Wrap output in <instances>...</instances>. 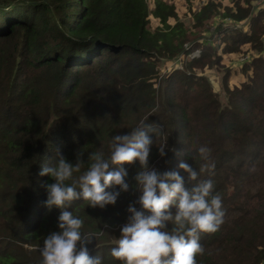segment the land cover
<instances>
[{
	"label": "trees",
	"instance_id": "16d2710c",
	"mask_svg": "<svg viewBox=\"0 0 264 264\" xmlns=\"http://www.w3.org/2000/svg\"><path fill=\"white\" fill-rule=\"evenodd\" d=\"M256 1L235 0L223 15L242 19ZM214 4L191 6L195 21L186 25L176 0H0V264H41L39 248L60 231L62 211L79 217L81 232L93 236L90 256L121 264L110 250L128 223L129 205L141 207L139 162L110 164L107 171H127L129 188H106L120 194L104 208L82 197L47 208L46 185L55 181L40 172L61 156L73 165L79 160L71 184L92 153L107 157L112 137L141 122L152 139L149 170L177 171L188 190L211 179L222 198L223 223L216 233L201 234L197 264H264V57L247 65V81L224 87L225 101L204 74L160 70L195 47L199 55L186 66L218 61L211 45L190 37ZM262 13L251 16L248 30L233 28L228 44L260 43ZM201 146L210 149L206 158ZM182 161L199 173L196 181L178 167ZM205 166L214 167L201 171ZM169 211L174 215L175 206ZM173 227L169 221L164 230Z\"/></svg>",
	"mask_w": 264,
	"mask_h": 264
},
{
	"label": "clouds",
	"instance_id": "9594fccd",
	"mask_svg": "<svg viewBox=\"0 0 264 264\" xmlns=\"http://www.w3.org/2000/svg\"><path fill=\"white\" fill-rule=\"evenodd\" d=\"M145 127L147 125L141 122L127 134L112 137L110 155L92 153L87 170L71 184L66 181L80 171L82 162L79 160L73 165L61 156L54 165L43 167L40 175H49L55 181L46 185L45 205L49 209L53 206L64 208L81 197L92 207L114 204L120 193L105 189L118 185L121 191H127V171L122 167L118 171L107 169L110 164L138 161L141 170L135 180L142 193L138 200L141 207L137 210L129 205L128 223L120 229L121 235L110 255L121 264H197L196 257L204 252L199 242L201 234H214L223 223L222 198L213 194L211 179L196 183L188 190L184 187V177L177 171L149 170L152 139L144 131ZM197 151L206 158L210 149L201 146ZM159 152L165 155L163 147ZM178 167L187 173L190 181L197 180L199 173L191 165L182 161ZM206 167L210 170L214 166L202 167L201 171ZM170 206H175L174 215L169 211ZM169 221L175 227L166 231ZM82 227L79 217L71 211H62L58 217L60 231L47 235L39 248L41 264H103L100 256L89 255L86 245L93 236L84 235Z\"/></svg>",
	"mask_w": 264,
	"mask_h": 264
},
{
	"label": "rangeland",
	"instance_id": "374dc122",
	"mask_svg": "<svg viewBox=\"0 0 264 264\" xmlns=\"http://www.w3.org/2000/svg\"><path fill=\"white\" fill-rule=\"evenodd\" d=\"M207 0H195L193 5L189 1L180 0V3H176L178 13H182V20L185 21L186 25L192 24L195 21L190 7L197 11ZM213 1L214 7L211 14H208L200 25L192 28V33L190 37L194 36L199 38V41L206 42L211 45L213 49L217 52L218 61L202 67L201 69L196 68L193 64L186 66V63L191 62V55H195L199 51V47H195L192 54L180 53L176 57L169 58L165 61L164 68L160 65V70L162 74L170 71L172 68L187 69V71H196L198 73L204 74L210 80V86L212 91L217 93L221 101H225V86L232 87L234 84L239 83V81H247L249 75H252V69L247 65L251 63V60L257 56L264 57V0H257L250 13L242 19H234L230 16H224L223 13L226 9L230 8L232 11L234 9L235 0H209ZM188 4H191L190 6ZM263 10L260 25L263 24V28L259 33L260 43L253 44L250 41L245 42H232V37L228 36L230 34L235 35L236 31L233 28L249 29L248 24H250V18L252 15L258 14V10ZM173 18L170 21L173 22ZM156 21L151 22L155 25ZM196 38L194 41L198 39ZM187 42L186 48L189 47ZM250 77V76H249ZM231 79L233 81H231ZM121 235V234H120ZM120 237V236H119Z\"/></svg>",
	"mask_w": 264,
	"mask_h": 264
},
{
	"label": "crops",
	"instance_id": "0c3cea01",
	"mask_svg": "<svg viewBox=\"0 0 264 264\" xmlns=\"http://www.w3.org/2000/svg\"><path fill=\"white\" fill-rule=\"evenodd\" d=\"M182 3V2H180V0H176V3ZM176 10H177V5H176ZM178 11V10H177ZM182 14V13H181ZM249 67H247V69H248ZM231 81H233L232 79H231ZM244 81H239V83H237L236 85H240L241 83H243Z\"/></svg>",
	"mask_w": 264,
	"mask_h": 264
},
{
	"label": "built area",
	"instance_id": "2783aa9c",
	"mask_svg": "<svg viewBox=\"0 0 264 264\" xmlns=\"http://www.w3.org/2000/svg\"><path fill=\"white\" fill-rule=\"evenodd\" d=\"M185 48H186V44H185ZM191 52H192V51H191ZM191 52H190V53H188V54H192V53H193V52H192V53H191ZM199 52H200V49H199V51H198V53H197V54H195V55H191V57H193V56H198V55H199ZM193 54H194V53H193Z\"/></svg>",
	"mask_w": 264,
	"mask_h": 264
}]
</instances>
